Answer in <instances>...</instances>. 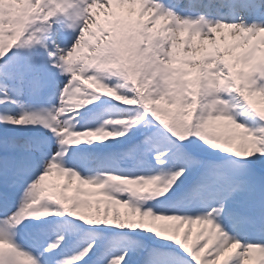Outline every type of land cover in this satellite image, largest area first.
<instances>
[{
    "label": "snow or ice",
    "instance_id": "obj_1",
    "mask_svg": "<svg viewBox=\"0 0 264 264\" xmlns=\"http://www.w3.org/2000/svg\"><path fill=\"white\" fill-rule=\"evenodd\" d=\"M0 264H264V0H0Z\"/></svg>",
    "mask_w": 264,
    "mask_h": 264
}]
</instances>
